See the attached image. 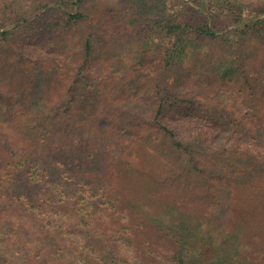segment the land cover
Listing matches in <instances>:
<instances>
[{"label":"trees","instance_id":"16d2710c","mask_svg":"<svg viewBox=\"0 0 264 264\" xmlns=\"http://www.w3.org/2000/svg\"><path fill=\"white\" fill-rule=\"evenodd\" d=\"M188 1L0 0V264H264V0Z\"/></svg>","mask_w":264,"mask_h":264},{"label":"rangeland","instance_id":"374dc122","mask_svg":"<svg viewBox=\"0 0 264 264\" xmlns=\"http://www.w3.org/2000/svg\"><path fill=\"white\" fill-rule=\"evenodd\" d=\"M186 2H189L188 0H170V8L171 10H178L180 9ZM255 8L253 7H248V6H244V14L247 17H252L256 14V11L254 10ZM159 40H155L153 42L150 43V46L152 48H155L153 46H155L156 44H158ZM157 48V47H156ZM150 53L148 55V57L145 58L146 62L141 63V62H137V65L139 66H145V70L148 72V70L151 68V64L155 63L158 59L156 52H151L153 51L152 49H149ZM127 54L129 55V49L127 50ZM127 249V247H126Z\"/></svg>","mask_w":264,"mask_h":264}]
</instances>
